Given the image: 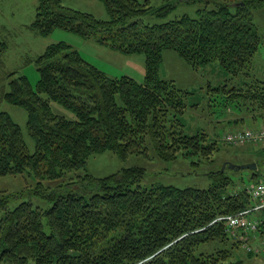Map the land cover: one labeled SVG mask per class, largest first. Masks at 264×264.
I'll list each match as a JSON object with an SVG mask.
<instances>
[{
	"label": "trees",
	"instance_id": "trees-1",
	"mask_svg": "<svg viewBox=\"0 0 264 264\" xmlns=\"http://www.w3.org/2000/svg\"><path fill=\"white\" fill-rule=\"evenodd\" d=\"M99 1L107 19L61 0H37L29 28L44 37L57 28L84 39L101 34L100 44L125 55L143 54L142 82L108 76L62 41L36 59L35 85L25 75L6 82L11 74L1 70L0 53V103L25 110L34 144L30 151L21 127L0 110V177L32 174L36 195L51 203L48 209L31 202L10 208L0 198V264H244L233 255L241 244L217 219L248 210L254 202L247 185L239 188L224 170L209 172L210 184L203 189L142 187L143 167L105 177L86 173L68 184L79 183L84 193H60L45 183L84 169L91 156L105 151L120 160H213L222 150L218 138L203 129L186 132L185 99L191 93L160 75L166 50L192 69L216 61L239 79L232 87L210 86L207 91L214 98L209 100L216 104L209 106L220 105V117L231 112L228 123L250 122L254 128L264 119V81H246L262 44L249 8L264 0H182L203 6L195 16L153 24L143 17L164 18L179 0H165L157 10L151 0ZM52 103L74 119L56 114ZM257 151L264 161V146ZM251 178L256 182L258 175L252 172ZM250 216L263 221L264 207ZM214 242L231 243V250L194 253L199 245Z\"/></svg>",
	"mask_w": 264,
	"mask_h": 264
},
{
	"label": "rangeland",
	"instance_id": "rangeland-1",
	"mask_svg": "<svg viewBox=\"0 0 264 264\" xmlns=\"http://www.w3.org/2000/svg\"><path fill=\"white\" fill-rule=\"evenodd\" d=\"M61 1L66 6L92 13L97 18H108L99 0ZM164 3L165 0H151V7L153 10H157ZM36 4L37 0H0V50L4 47L0 52L1 70L11 74L7 77L6 82L25 75L30 83L35 85L38 79L36 59L44 52L46 47L61 41L67 43L72 49L79 51L86 61L110 77L125 75L139 83L143 81V54L125 55L100 44L97 38L101 34H97L91 39H84L70 31L57 28L50 35L44 37L30 29L29 25L34 19ZM202 6V2L175 1V8L166 17L156 18L153 15H146L143 17V21L153 24L169 21L182 15L195 16L196 11ZM249 10L259 29L262 44L253 60L252 76L246 81H251L255 77L264 81V3L256 8H249ZM160 75L165 79L173 80L178 88L191 93L185 99L186 111L183 115V121L186 132L193 133L197 129H203L211 138H218L222 150L213 154L211 162L205 160H198L197 162L195 157L191 159L178 158L172 162H164L159 159L149 161L141 156H131L126 160H120L114 153L105 151L91 156L84 169L69 173L57 182H46L45 186L60 193L70 191L84 193L79 183L68 184L72 181L76 182L78 177L86 173L95 177H105L128 167H143L145 169L146 175L139 185L147 188L154 185H170L178 188L203 189L210 184L208 173L222 170L239 188L242 185L254 183L251 178L252 172L258 175L257 181L264 179V161L257 153L259 152L257 149L263 146L249 143L242 145L224 144L222 137L229 128L223 122L229 119L231 112L227 116L220 117V105L216 107L209 106L210 104H216V101L210 102L209 100L213 97L207 91L210 86L227 84L232 87L239 82V79L237 80L227 74L216 61L205 67L192 69L171 50L163 52ZM51 107L56 114L74 119V116L68 110L58 104L52 103ZM0 110L8 113L21 127L28 149L33 151L34 144L26 129L27 117L25 110L6 102L0 103ZM243 125L250 126L251 123H238L236 127H242ZM249 164H255L256 168L236 169L239 166ZM58 185L64 187L62 189L56 188ZM35 188L36 180L28 172L15 176L0 177V198L6 199L10 208H14L21 202H31L34 207L48 209L51 203L36 195ZM86 197L88 198L89 195H86ZM2 215L3 213L0 211V219ZM45 231L48 232L47 226H45ZM112 237H115V235ZM217 249L231 250V243L201 244L196 247L194 253L196 255L208 254ZM233 255L234 259H241L244 264H264L263 253L248 255L242 248H234Z\"/></svg>",
	"mask_w": 264,
	"mask_h": 264
},
{
	"label": "built area",
	"instance_id": "built-area-1",
	"mask_svg": "<svg viewBox=\"0 0 264 264\" xmlns=\"http://www.w3.org/2000/svg\"><path fill=\"white\" fill-rule=\"evenodd\" d=\"M223 141L229 145H241L245 143L264 146V127L253 129L245 127L240 130L226 132ZM247 191L254 206L237 215L225 216L217 220L224 221L226 231L235 238L245 252L252 254H264V220L250 216L264 207V179L247 185Z\"/></svg>",
	"mask_w": 264,
	"mask_h": 264
},
{
	"label": "crops",
	"instance_id": "crops-1",
	"mask_svg": "<svg viewBox=\"0 0 264 264\" xmlns=\"http://www.w3.org/2000/svg\"><path fill=\"white\" fill-rule=\"evenodd\" d=\"M259 122L260 123L257 124V125H255L254 128L264 127V119L263 120H260ZM223 123H224V125H226L229 128V129H227L228 131H232V130H236V129H242V128H245V127H252V126H248V125H243L242 127H236V125H238V124H235V123H232V122L231 123H228V121H225Z\"/></svg>",
	"mask_w": 264,
	"mask_h": 264
},
{
	"label": "water",
	"instance_id": "water-1",
	"mask_svg": "<svg viewBox=\"0 0 264 264\" xmlns=\"http://www.w3.org/2000/svg\"><path fill=\"white\" fill-rule=\"evenodd\" d=\"M234 167V166H233ZM240 168H249V169H255L256 165L255 164H249V165H243V166H239L236 169H240Z\"/></svg>",
	"mask_w": 264,
	"mask_h": 264
}]
</instances>
